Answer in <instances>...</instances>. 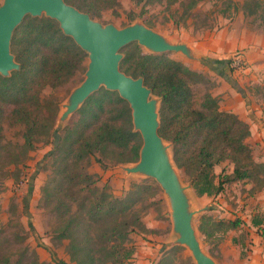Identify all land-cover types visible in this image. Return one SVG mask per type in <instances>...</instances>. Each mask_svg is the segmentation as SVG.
Returning a JSON list of instances; mask_svg holds the SVG:
<instances>
[{
	"label": "rangeland",
	"instance_id": "374dc122",
	"mask_svg": "<svg viewBox=\"0 0 264 264\" xmlns=\"http://www.w3.org/2000/svg\"><path fill=\"white\" fill-rule=\"evenodd\" d=\"M181 2L188 0L152 6L120 0L117 8L95 19L118 27L140 22L170 41L187 44L191 55L164 53L205 76L203 81L192 83L195 107L202 108L205 95L211 93L221 109L238 114L250 125L248 142L255 161L264 162V55L257 54L255 48L264 44V0H198L187 12ZM252 50L253 57H248ZM201 57L214 60L213 68L201 63ZM236 58L241 59L238 65H234ZM84 79L85 72L60 88L43 91V102L57 111V121ZM80 108L63 120L57 135L53 131L51 136L41 137L30 150L23 147V124L4 125L0 145V264L6 258L9 264H59L60 260L77 264L70 257V239L57 237L58 220L43 188L54 169L51 153L58 136L78 123ZM166 144L172 154L171 141L166 139ZM130 165L99 162L94 156L88 167L99 189L120 197L141 191L136 195L141 198L136 208L143 224L130 234L128 246L134 247L135 254L140 241L157 244L159 254L148 264H197L185 245L169 244L173 223L161 185L154 178L128 174L123 167ZM232 169L228 161L214 169L216 183ZM176 170L182 185L190 189L194 207L200 210L194 225L204 251L218 264H264V202L261 206L257 198L263 195L264 199V192L251 194L254 183L244 180L225 182L217 194L198 195L188 174L178 166ZM231 221L239 224L233 226ZM134 254L125 264H139Z\"/></svg>",
	"mask_w": 264,
	"mask_h": 264
},
{
	"label": "trees",
	"instance_id": "16d2710c",
	"mask_svg": "<svg viewBox=\"0 0 264 264\" xmlns=\"http://www.w3.org/2000/svg\"><path fill=\"white\" fill-rule=\"evenodd\" d=\"M146 6L172 5L180 0H133ZM93 18L115 9L120 0H66ZM185 12L198 0L181 2ZM12 52L20 69L10 76L0 74V145L4 125L23 124V147L30 150L41 137L51 136L57 125V111L47 107L42 93L47 87L60 88L87 69L88 53L66 35L57 20L27 15L15 30ZM121 69L162 98L159 133L173 142L177 166L189 176L198 195H213L225 182L253 181L251 194L264 189V162L257 163L248 142L250 125L238 114L220 108L211 93L202 108L194 105L192 83L205 76L166 53L146 52L137 42L122 49ZM213 68V67H211ZM80 119L65 128L51 153L53 172L43 188L58 220L59 239H70L71 260L77 264H125L134 254L129 236L143 222L136 205L140 190L115 196L88 171L96 156L117 163L139 159L142 138L133 130L132 112L118 92L101 88L79 110ZM230 162L232 172L218 183L215 166ZM144 190V188H143ZM237 226L239 221H231ZM59 264H71L60 260ZM1 264H9L8 258Z\"/></svg>",
	"mask_w": 264,
	"mask_h": 264
},
{
	"label": "water",
	"instance_id": "95a60500",
	"mask_svg": "<svg viewBox=\"0 0 264 264\" xmlns=\"http://www.w3.org/2000/svg\"><path fill=\"white\" fill-rule=\"evenodd\" d=\"M27 15L57 20L64 33L88 53L85 79L65 105L55 134L62 128L63 120L101 88L118 92L131 108L133 130L142 138L139 159L127 162L131 165L123 168L128 174L154 178L161 185L173 223V239L169 244L185 245L197 264H218L201 246L194 225L200 210L194 207L190 189L182 185L170 145L159 133L162 98L145 84L144 77L135 78L120 67L124 57L122 49L133 42L154 54L176 51L191 55L189 46L170 41L140 22L125 27L103 24L66 0H3L0 5V74L3 76H10L12 71L20 69V63L12 52V40L15 30ZM200 62L213 67L215 61L201 57Z\"/></svg>",
	"mask_w": 264,
	"mask_h": 264
},
{
	"label": "crops",
	"instance_id": "0c3cea01",
	"mask_svg": "<svg viewBox=\"0 0 264 264\" xmlns=\"http://www.w3.org/2000/svg\"><path fill=\"white\" fill-rule=\"evenodd\" d=\"M255 48H258V50H257V54H259V55H264V44H260L259 46H257V47H255ZM254 50H252V51H250L247 55H248V57H253L252 55H253V53L255 52H253ZM218 166H220V164L219 165H217V166H215V171H216V168L218 167ZM230 172H232V170L231 171H229V173ZM264 192V190H262L261 191V193H263ZM258 198V201H259V203H260V205L261 206H263L262 204H263V202H264V199H263V195H262V198H259V197H257ZM263 208H264V206H263ZM139 246H138V249H137V251H135V257H138L139 259H138V262H139V264H148L150 261H152V260H154L156 257H157V255L159 254L158 252V249H157V244L155 245V243H153V242H143V241H140L139 242Z\"/></svg>",
	"mask_w": 264,
	"mask_h": 264
},
{
	"label": "built area",
	"instance_id": "2783aa9c",
	"mask_svg": "<svg viewBox=\"0 0 264 264\" xmlns=\"http://www.w3.org/2000/svg\"><path fill=\"white\" fill-rule=\"evenodd\" d=\"M240 62H241V59H240V58H236V59L234 60V65H238ZM262 234H263V236H264V229L262 230Z\"/></svg>",
	"mask_w": 264,
	"mask_h": 264
}]
</instances>
